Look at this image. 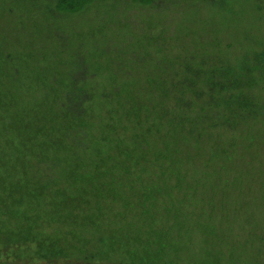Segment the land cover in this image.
<instances>
[{
	"label": "trees",
	"instance_id": "trees-1",
	"mask_svg": "<svg viewBox=\"0 0 264 264\" xmlns=\"http://www.w3.org/2000/svg\"><path fill=\"white\" fill-rule=\"evenodd\" d=\"M19 1L30 10L44 2ZM88 3L56 0L55 8L73 14ZM33 56L17 57L15 65L0 57V264H126L115 256L127 253L132 264H167L164 251L173 231L184 233L199 192H208L210 220L228 200L213 196L228 176L224 158L243 138L234 133L264 116L252 94L264 65L207 62L205 70L186 49L176 70L162 63L149 78L147 97L129 82L90 96L69 92L58 74L45 76ZM30 64L37 66L30 81L50 87L45 98L28 97ZM218 129L224 131L215 135ZM225 132L233 142L222 150L217 141ZM160 220L166 231L156 228ZM143 226L150 228L146 243L157 247L152 257L136 258Z\"/></svg>",
	"mask_w": 264,
	"mask_h": 264
},
{
	"label": "rangeland",
	"instance_id": "rangeland-1",
	"mask_svg": "<svg viewBox=\"0 0 264 264\" xmlns=\"http://www.w3.org/2000/svg\"><path fill=\"white\" fill-rule=\"evenodd\" d=\"M221 2L89 0L83 11L71 14L59 13L56 0H44L33 10L19 0H0V57L5 61L11 56L9 64L15 65L17 57L33 54L34 61H43V74H58L71 84V93L96 96L129 82L132 92L142 98L149 95V78L157 77L161 64L173 72L177 69L174 61L180 59L177 54L186 49L194 52L192 61L205 70L207 62L216 66L242 64L253 69L264 65V0ZM35 67L30 64L25 75L31 86L28 97L45 98L50 87L30 81L36 78L32 73ZM260 75L254 73L252 78L261 81L257 80ZM215 77L220 80L218 72ZM61 93L65 94L63 90ZM252 94L264 104V78ZM261 113L264 115L263 109ZM221 131L224 129H218L215 135ZM246 133L252 140L244 138ZM234 134L243 138H237V149L224 158L228 176L220 184L221 191L213 196L217 201L227 194V202L217 206L210 220V208L203 202L208 192H199L184 233L176 237L173 231L171 246L164 251L167 264L170 260L176 264H216L215 259L220 264H264V116ZM229 136L225 132L224 138L217 141L222 150L232 148ZM224 164L218 163V167ZM226 181L228 187H224ZM130 221L135 226L144 224ZM168 226L160 220L156 228L166 231ZM144 227L148 226H143L136 258L152 257L157 247L155 242L150 247L146 243L150 228ZM96 245L91 242L88 249L94 251ZM132 256L127 253L115 257H124L126 264H132Z\"/></svg>",
	"mask_w": 264,
	"mask_h": 264
}]
</instances>
